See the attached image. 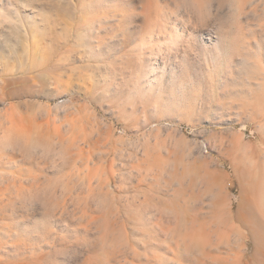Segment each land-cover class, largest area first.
<instances>
[{"label":"rangeland","instance_id":"1","mask_svg":"<svg viewBox=\"0 0 264 264\" xmlns=\"http://www.w3.org/2000/svg\"><path fill=\"white\" fill-rule=\"evenodd\" d=\"M0 264H264V0H0Z\"/></svg>","mask_w":264,"mask_h":264}]
</instances>
